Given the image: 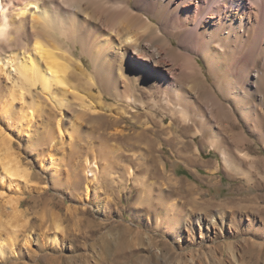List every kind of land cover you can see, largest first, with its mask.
Returning a JSON list of instances; mask_svg holds the SVG:
<instances>
[{
  "label": "rangeland",
  "instance_id": "obj_1",
  "mask_svg": "<svg viewBox=\"0 0 264 264\" xmlns=\"http://www.w3.org/2000/svg\"><path fill=\"white\" fill-rule=\"evenodd\" d=\"M174 41L170 55H164L163 73L177 84L189 122L181 117L176 94L165 95V83L157 78L154 84L146 86L142 80L128 87L142 100L131 106L102 93L105 102L113 103L112 116L92 119L79 114V105L74 112L68 109L65 120L81 123L73 140L65 136L54 143L45 138L50 113H59L46 101L41 119L31 121L28 131L18 122L8 128L29 176L27 186L26 180L17 181L25 195L22 211L12 214L17 217L13 224L23 226H18V240L6 246L0 264H264V125L262 130L256 126L259 117L264 119V90L246 83L253 76L252 66L236 76V84L245 86L242 92L228 81L226 88L219 85L225 71L231 72L240 59L233 55V46L228 56L214 61L198 56L196 46L181 49L178 39ZM153 45L165 44L157 40ZM71 46L76 60L83 59L92 70L80 45ZM179 49L191 59L177 56ZM26 97L27 102L34 99L32 94ZM248 101L251 118L241 107ZM22 103L17 100L16 106ZM214 135L234 162L225 163L220 150L211 146L209 137ZM95 153L106 155L112 167L94 180L92 198L83 200L88 178L94 176L87 175L82 164ZM54 217L63 232L61 244L50 248L45 234ZM9 230L0 227V238L7 241Z\"/></svg>",
  "mask_w": 264,
  "mask_h": 264
},
{
  "label": "bare ground",
  "instance_id": "obj_2",
  "mask_svg": "<svg viewBox=\"0 0 264 264\" xmlns=\"http://www.w3.org/2000/svg\"><path fill=\"white\" fill-rule=\"evenodd\" d=\"M174 39H178L179 48L196 46L198 56L213 60L217 56H228L233 46V55H240V59L231 72L225 71L219 85L226 88L228 81L230 86L235 85L236 91L242 92L245 86L236 84L239 79L236 76L248 72L252 66L253 76L246 83L264 90V66L260 70L258 65L264 61V0H133V3L128 0H0V227L12 229L11 235L3 231L9 234L5 238L7 241L0 238V262L6 259V246L12 247L18 240L16 230L22 224L14 225L12 220L17 217L12 214L22 211L20 206L25 189L20 188L17 181L24 179L27 186L29 176L8 130L18 122L23 126L26 124L28 131L31 121L41 119L43 101H46L59 113H50V127L48 125L45 138L54 143L65 136L73 140L82 121L77 124L68 118L73 122L68 123L65 120L68 109L74 112V106L79 105L83 111L75 113L92 119L101 118L106 113L112 116L115 113L113 103L105 102L102 93H112L116 100L131 106L141 99L137 97V100L136 94L128 87L136 86L142 80L146 86L154 84L157 78L165 83V95L176 94L181 117L189 122L184 98H178L177 84L163 73L167 68L164 55H170L174 49ZM157 40L164 42L163 48L153 45ZM70 44L75 48L80 45L81 53L91 60L92 70L83 59L76 60ZM175 54L191 59V54L180 49ZM120 85L124 86L122 91ZM26 94H32L34 99L27 102ZM17 100L23 101L21 107L16 106ZM151 100L147 102L154 98ZM241 107L251 118L253 106L250 101ZM257 110L255 107L254 117H258ZM54 116L56 119L52 120ZM263 125L261 116L256 126L262 130ZM143 132L140 135L143 136ZM209 138L211 146L220 150L228 164L230 152L221 148L215 135ZM105 156L97 154L84 159L83 170L94 178H88L83 200L92 198L94 180L104 174L108 165L112 167L111 160L109 164ZM49 157L54 163V157ZM14 184L16 189L11 191ZM60 223L57 217L53 218L51 231L45 234L46 246L55 248L61 244L59 233L63 232V227Z\"/></svg>",
  "mask_w": 264,
  "mask_h": 264
}]
</instances>
